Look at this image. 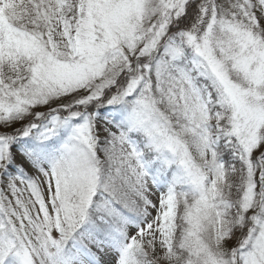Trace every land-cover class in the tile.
<instances>
[{"label":"snow or ice","instance_id":"obj_1","mask_svg":"<svg viewBox=\"0 0 264 264\" xmlns=\"http://www.w3.org/2000/svg\"><path fill=\"white\" fill-rule=\"evenodd\" d=\"M0 264H264V0H0Z\"/></svg>","mask_w":264,"mask_h":264}]
</instances>
